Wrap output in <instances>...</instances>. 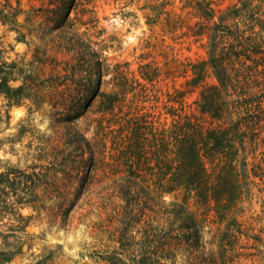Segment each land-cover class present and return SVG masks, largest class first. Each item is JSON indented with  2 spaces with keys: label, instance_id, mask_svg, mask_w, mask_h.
Segmentation results:
<instances>
[{
  "label": "trees",
  "instance_id": "16d2710c",
  "mask_svg": "<svg viewBox=\"0 0 264 264\" xmlns=\"http://www.w3.org/2000/svg\"><path fill=\"white\" fill-rule=\"evenodd\" d=\"M38 1L40 5L27 12L20 1L17 6L6 2L0 9V24L21 28L19 41L37 39V55L31 61L7 62L0 50V94L9 105L33 99L37 108L48 99L56 111L70 99L75 110L51 114L64 124L80 116L82 101L100 97L91 121L95 144L76 126L72 137L78 158L75 178H80L75 206L80 201L87 206L84 218L105 216L110 229H103V221L93 224L101 230L96 237L100 249L94 252L101 262L177 264L178 254L183 255L181 264H235L241 257L264 260V227H255L261 216L243 220L247 212L252 214L258 197L253 189L264 185V0H239L219 14L210 0H185L200 19L190 33L206 36V57L187 64L183 71L190 74L185 82L166 92L155 88L158 68L150 63L140 66L138 75L127 64L115 65L110 90L100 92L102 62L96 55L88 60L85 53L75 59L72 38L65 54L72 55L61 67L46 48L53 43L64 50L61 36L48 37L71 28L69 15L76 0ZM92 18L85 24L96 22ZM15 81L22 83L13 87L10 83ZM73 84L75 94L70 90ZM60 86L68 87L62 96ZM194 93L196 98L190 100ZM96 164L100 170L92 176L90 169ZM56 172L32 176H42L48 188ZM72 173H65L68 179ZM256 177L261 183L254 182ZM258 192L264 194V189ZM28 195L26 202L18 203L45 208L36 204L33 189ZM63 206L65 219L73 201ZM192 207L203 209L206 222L225 223L208 243L203 221ZM52 257L46 253L36 264H54Z\"/></svg>",
  "mask_w": 264,
  "mask_h": 264
},
{
  "label": "rangeland",
  "instance_id": "374dc122",
  "mask_svg": "<svg viewBox=\"0 0 264 264\" xmlns=\"http://www.w3.org/2000/svg\"><path fill=\"white\" fill-rule=\"evenodd\" d=\"M18 1L26 12L31 6L40 5L38 0H0V9L6 2L17 6ZM210 1L219 14L239 0ZM191 7L185 0H76L69 15L71 28L65 32H54L48 37L61 36L59 43L64 50L48 43V55L54 56L63 67L72 55H65L70 48L69 38H72L75 59L85 53L88 60L96 55L102 62L104 76L100 92L110 90L108 82L115 65L127 64L138 75L139 67L148 63L158 68L155 88L166 92L171 86L185 82L190 74L183 71L187 64L206 57V36L193 37L190 33V28L200 21L194 16ZM25 16V13L21 14L18 22L24 24ZM92 16L96 22L85 24ZM15 28L10 24H0L2 59L7 62L31 61L37 55V39L19 41L21 28ZM49 68L48 64L47 70ZM21 83L15 81L10 84L17 87ZM74 88L75 84L70 86L72 94H75ZM67 89V86H60L59 95H64ZM196 93L190 100L196 98ZM47 100L39 108L33 99L9 105L5 96L0 94V253H3L0 264H36L46 253L53 254L54 264H103L94 253L100 249L96 237L101 230L93 224L103 221L106 225L103 229L108 233L110 229L105 216L84 218L87 206H82V201L75 206L80 178H75L78 158L72 137L76 126L95 144L91 121L96 117L100 97L96 96L87 104L85 100L82 101L80 116L76 118L75 115L70 124L55 122L51 114L64 108L75 110V103L69 99L63 110L62 105H59L56 111ZM88 156L89 153H86ZM46 170L57 171L46 183L48 188L42 176L37 180L32 176L33 173L42 174ZM90 170L92 176L98 175L99 165L96 164ZM69 171L73 173L68 179L65 173ZM253 179L261 183L257 177ZM258 188L264 189V185L253 189L258 197L253 200L252 214L247 212L243 217L246 220L252 215L255 219L258 214L261 216L262 220H257L259 223L255 220L256 231L264 227V194L259 193ZM30 189L37 195L36 200L39 201L36 204L44 206V209L38 210L32 204L18 203L30 198ZM71 201L74 206L69 217L64 219L60 213L61 206L66 208ZM192 210L201 219L204 217L203 209L192 207ZM20 215L30 219H21ZM212 217L213 214L210 219ZM202 221L207 243L219 228L223 230L225 226V223L212 224L209 219L208 222ZM106 236L107 233H104L105 239ZM206 246L211 248L208 244ZM183 260V255L178 254L177 264ZM235 264H264V260L241 257Z\"/></svg>",
  "mask_w": 264,
  "mask_h": 264
}]
</instances>
